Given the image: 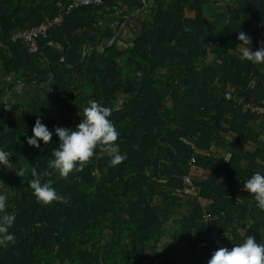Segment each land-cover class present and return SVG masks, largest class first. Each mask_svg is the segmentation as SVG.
<instances>
[{"label": "trees", "instance_id": "trees-1", "mask_svg": "<svg viewBox=\"0 0 264 264\" xmlns=\"http://www.w3.org/2000/svg\"><path fill=\"white\" fill-rule=\"evenodd\" d=\"M72 1L0 0V149L14 169L0 167V192L8 197L5 211L16 218L9 229L14 240L0 235V264H208L215 249H197L208 236L204 212L232 235L229 248L249 235L264 243V211L247 191L237 200L245 180L264 174V148L247 151L262 136L264 118L258 123L226 99L231 93L245 104L264 101V66L241 61L238 46L239 31L252 38L253 51L264 46V0H148L142 35L137 29L131 43L116 42L105 52L98 48L113 41L144 0H103L72 11L39 40L37 54L11 41ZM21 84L54 89L44 100L24 104L18 96L13 104ZM89 100L113 109L127 159L113 167L97 149L67 179L41 176L68 202L38 203L29 181L34 169H47L59 141L56 135L48 145L40 141V150L27 138L37 119L50 130L75 128ZM222 131L235 140L222 138ZM195 138L197 154L184 142ZM214 148L231 159L218 161ZM194 154L193 167L208 173L193 178L198 198L184 193ZM202 200L211 201L207 209ZM187 206L191 212L184 215ZM234 223L244 236L231 230Z\"/></svg>", "mask_w": 264, "mask_h": 264}, {"label": "clouds", "instance_id": "clouds-1", "mask_svg": "<svg viewBox=\"0 0 264 264\" xmlns=\"http://www.w3.org/2000/svg\"><path fill=\"white\" fill-rule=\"evenodd\" d=\"M239 59L254 65L264 66V46L253 51L252 38L244 31H239ZM113 109L106 107L96 100H89L84 107L79 124L75 128L55 127L50 130L41 119H37L33 127V135L27 138V144L43 150L40 141L48 145L53 135L58 137L59 147L53 150V158L48 161L47 169L42 174L33 170V179L29 187L38 203L50 205L67 203V197L59 194L52 186L53 181L42 182L41 176L53 177L58 175L67 179L70 174L81 172L95 157L97 149L110 157L111 166H119L127 159V154L119 150L120 132L111 119ZM227 160V159H225ZM0 167L14 170L9 153L0 149ZM243 190L250 193L260 211H264V174L254 173L244 181ZM8 197L0 192V235L7 241L14 240V233L9 231L15 223V216L5 211ZM208 264H264V243H258L256 237L249 235L243 243L231 248L222 247L213 252Z\"/></svg>", "mask_w": 264, "mask_h": 264}, {"label": "built area", "instance_id": "built-area-1", "mask_svg": "<svg viewBox=\"0 0 264 264\" xmlns=\"http://www.w3.org/2000/svg\"><path fill=\"white\" fill-rule=\"evenodd\" d=\"M103 0H73L71 4L66 7L57 17L52 20H47L41 25L34 27L30 30L21 31L14 34L11 38L12 42L20 41L28 46L30 54H37L39 52V40L47 39L49 32L56 27H59L64 22L65 15L70 14L72 11L81 7H88L93 5H101ZM0 48L2 45L0 44ZM226 99L238 103V106H242L245 112L255 114L258 118V122L264 118V101L260 104L243 103V100L235 98L231 93L227 94ZM196 138L194 140L184 139V142L194 152H197ZM196 163V156H193L190 166L193 167ZM184 193L186 196L198 198L200 189L194 184L192 175H187L184 178ZM201 222L208 230L207 240L201 241L197 245V249L200 252H206L210 248H214L215 251L222 247L229 248V236L227 233L222 232L218 226V217L212 216L208 212H204Z\"/></svg>", "mask_w": 264, "mask_h": 264}, {"label": "crops", "instance_id": "crops-1", "mask_svg": "<svg viewBox=\"0 0 264 264\" xmlns=\"http://www.w3.org/2000/svg\"><path fill=\"white\" fill-rule=\"evenodd\" d=\"M150 1H153V0H150ZM140 16H143V15H140ZM145 17V16H143ZM146 18V17H145ZM123 31L125 32H130V31H133L134 33L137 32V28L136 27H130L129 29H126L124 28ZM125 38V37H124ZM124 40V39H123ZM88 50V48H87ZM86 50V52H87ZM23 85V84H21ZM11 94H9V96L7 97L6 99V103L9 99ZM24 95V92L21 91L20 95L19 96H23ZM15 96V95H14ZM19 98V97H18ZM259 123V122H258ZM220 136L222 138H225L228 142H233L235 140V137L236 135L233 134V133H228L226 134L224 131L220 132ZM258 148H264V132L262 134V136L259 138L258 141L256 142H252L250 143L248 146H247V151H249L250 153H254ZM215 150V153L214 155L216 156V159L218 161H221V162H224V163H227L230 159H231V154L229 152H227L226 150L222 149V148H214ZM199 151L197 149V152H195V154H197ZM194 154V156H195ZM227 159V160H225ZM196 164V163H195ZM191 175L193 176V178L196 180V179H206L208 177V173L202 169H199V168H196V167H191ZM243 186H244V183L240 186L239 188V191H238V195H237V200L239 202H243L244 199H245V194L243 193L244 190H243ZM202 205L204 206V208L207 209V207L211 204V201H208V200H202L201 201ZM191 212V208L189 206L185 207L183 210H182V213L184 215H189ZM231 230H233L234 232H236V234L238 233L240 236H244L245 234V231L243 229H240L237 225V223H234L233 224V227L231 228ZM228 236H229V240L231 241L233 238H232V235L229 234V232L227 233ZM165 239V238H164ZM207 240V237L206 239ZM203 240V241H205ZM166 243V240L164 241ZM164 247V246H163ZM161 249V248H160ZM204 264H207V263H204Z\"/></svg>", "mask_w": 264, "mask_h": 264}, {"label": "water", "instance_id": "water-1", "mask_svg": "<svg viewBox=\"0 0 264 264\" xmlns=\"http://www.w3.org/2000/svg\"><path fill=\"white\" fill-rule=\"evenodd\" d=\"M150 4V2H148V0H144L143 2V5L138 9V11L133 15L131 16L129 19L126 20L125 24L123 25V27L118 31V33L116 34L115 38L113 39V41L106 47V48H101L99 47L98 50L100 52H105L106 50H108L109 48H111L113 45L116 44V42L118 43V45L122 46V45H125L127 43H131L133 38L135 37V33L134 32H125L123 31V29L128 25L130 24V26L132 27H136L138 29V35L141 36L142 35V24L143 22H145L146 18L143 17V16H140L141 15V12H142V9H146L148 7V5ZM125 37L124 41H120L118 42L119 39ZM50 47H57L58 49H60L62 52H64V49L59 47V46H55L53 44H50L49 45ZM90 49V47H89ZM88 53V50L87 52L84 54L83 56V59L81 61L80 64H82L85 59H86V55ZM64 61V60H63ZM45 67H49L50 68V64L48 62V60L45 61ZM34 85L33 84H23V85H19L17 88H16V91H15V96H14V100H13V104L15 103V101L17 100L18 96L20 95L21 91H23L24 89H27V88H30V87H33ZM7 115H8V112H7ZM164 241L165 239L162 240V243L160 245V248L162 247V244H164ZM160 252V249L159 251Z\"/></svg>", "mask_w": 264, "mask_h": 264}, {"label": "rangeland", "instance_id": "rangeland-1", "mask_svg": "<svg viewBox=\"0 0 264 264\" xmlns=\"http://www.w3.org/2000/svg\"><path fill=\"white\" fill-rule=\"evenodd\" d=\"M54 86L47 85L44 88H27L24 89V95L20 98V102L24 104H31L36 100H44L48 98L53 92ZM164 244H162V247ZM161 247V248H162Z\"/></svg>", "mask_w": 264, "mask_h": 264}]
</instances>
